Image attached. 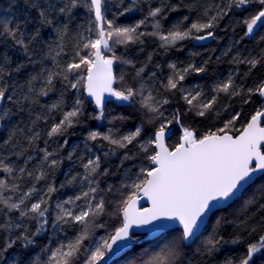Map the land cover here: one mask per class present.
Returning a JSON list of instances; mask_svg holds the SVG:
<instances>
[{
  "label": "snow or ice",
  "instance_id": "6c2138e0",
  "mask_svg": "<svg viewBox=\"0 0 264 264\" xmlns=\"http://www.w3.org/2000/svg\"><path fill=\"white\" fill-rule=\"evenodd\" d=\"M18 2L19 0H11L8 11H11ZM138 2L139 0H137ZM105 3L106 0H23L25 7L39 11L41 26L58 24L56 32L61 42L69 32L76 9L85 8L94 16V20L83 31H77L78 41L74 47V55L69 61L61 64L57 59L63 51V43L58 45L59 51L49 46L45 58H50L54 62L53 67L50 69L42 67L40 72L30 75L23 84H9L7 78L13 72L19 73L24 64H17L9 71L10 58L6 54L0 55V127H3L4 123L15 114L9 104L15 107L16 112L27 110L31 114L32 109L30 107L26 109L24 102L27 101L30 105H35L39 97L47 96L51 90H54V81L57 79L63 81L70 89L79 90L81 87L86 89L88 96L94 99V103L99 109V114L92 117L98 120L104 118L105 94L120 101L135 102L139 98L141 107L147 113L155 114L157 118L167 121V123H161L153 138L141 143L138 138L141 136L142 128L137 127L135 131L119 137L111 129L106 133L93 130L89 132L87 139L91 141L103 140L109 145L115 146L109 152L104 153L105 157L114 154L115 148L127 149L134 142L139 144L144 153H148L149 148L155 145V150L146 156L152 166L140 168L131 184L123 183L117 189L122 195L124 189L132 190V195H127L116 204L113 214L121 217L120 225L89 249L84 246V241L90 238L92 229L105 227L103 223H96L98 218L106 212V201L101 195L103 190L99 189V180L95 178L101 174H107V169L103 173L100 172L101 157L93 154L87 162H83V157L79 158L84 173H76L70 178H66L65 183L60 187L79 183L82 186L81 191L73 197L56 203L57 211L51 222L49 220V207L51 206L49 201L52 194L58 189L54 183L47 181L49 174H54L63 163V159L57 158L58 151L49 152L47 147L41 149L43 155L38 164L31 169L28 168V163L34 159L31 155L27 156L24 165L19 167L5 163L4 158L0 157V169L10 175L15 172L19 173V175L13 176L12 182L0 179V213L5 217L0 221V232L5 234L3 243L0 244V264H8L5 254L17 242H20L24 249L35 246L37 237L46 231V225L59 228L61 231L66 225H77L80 230L74 238L67 242H61L55 250L50 252L46 260H41L37 255L32 258L31 264H77L82 252L84 253L82 264H100L101 261L110 264L111 257L118 256L125 249L132 248L138 243L134 228H146L149 231L157 232L171 227L170 224L165 223L169 220L177 221L182 226L183 232L179 240L164 244L157 252H145L130 261V264H183L181 244L185 241L194 242L198 239L208 214L219 206L221 201L237 197L241 188L252 182L255 173L264 172V151H262L264 123L261 119L264 118V108L257 110L240 134L235 137L228 135L224 129L220 130L224 132L222 135L208 133L197 137L194 131L185 128L182 142L169 150L163 141L165 129L171 120L165 117L164 112L161 111L168 100L158 99L153 95L151 89L145 88L142 81L136 87L113 88V84L117 80L123 81V74L119 76L114 74V63L133 64L131 60L117 56L114 46L139 41L145 33L138 30L146 24L149 18H152L155 29L150 35H158L163 42V47L175 45L178 41L188 38L205 40L208 37H213L214 32L212 31H207L206 35H196L195 33L214 28L216 22L231 12L234 7L247 11L249 5L258 4L260 7L255 13L243 20L246 27L245 36H252L257 28H264V0H227V3L222 7L216 5L215 14L211 16L208 14L213 9L209 6L204 11V16L208 17L206 21H196L184 28L179 24L173 25L166 34L161 31L160 22L156 19L162 16L165 10L164 4L155 8L149 5L148 14L144 19L134 25L120 26L115 25L113 20L106 19L103 14ZM137 3L123 7L120 15L133 11ZM60 17L64 19L60 20ZM187 19L188 17H184L185 21ZM26 27L27 20L14 22L5 17L0 21V35L11 38L16 46L22 47L25 54L31 56L29 44L39 36V29L28 36L26 42L25 32L22 31V28ZM93 32L95 33L94 39L91 35H85V33ZM261 39L264 40V37ZM106 53H111V55ZM262 61H264V55L259 58L234 57V62L247 64L249 72ZM169 67L173 69V73L168 77L164 88L168 91H181L182 99L191 106L188 110L194 109L198 116H205L209 111L214 110L219 93L228 96H242L244 103L251 102L253 95L264 97V80L254 87L244 89L235 83L232 75H229L227 80L218 83L214 88L215 94L208 97L198 88L187 90L181 85L189 73H203L206 70L205 67H197L195 64H189L182 69H177L175 64H170ZM142 72L143 68L137 69L136 76L139 77ZM153 75L155 74L153 73ZM38 81L39 86H37ZM52 109L60 110L62 118L58 122H54L44 132V135L49 139L64 136L69 128L82 123L84 100L77 97L71 107L65 111L62 92L61 99L51 105L49 112ZM238 117L239 114L234 115L225 127L233 125ZM47 118V116L37 115L35 119L30 120V126L15 125L8 138L4 140V146L14 149L12 152L14 155H24L28 149L21 141H27L28 148L36 145V142L41 139V132L34 130L35 126L39 120H47ZM172 119L179 123L180 114L173 113ZM47 143L48 141L45 140L46 145ZM67 144L68 141L65 139L63 145L58 147L62 149ZM2 151L3 149H0V152ZM132 158L134 157L125 153L124 159ZM67 159L72 160L73 154L70 153ZM254 160L256 164L252 166ZM25 177L31 178L33 183L27 189H22L18 181L22 182ZM41 180L47 183L45 187L37 188L36 185ZM107 191L112 192V187L109 186ZM139 191H142L143 195L151 200V208H136L135 194ZM6 193L10 194L6 195ZM78 201H82V203H77ZM260 207L264 208V205ZM13 212L19 213L16 220L35 221L37 225L35 229H31L26 223L10 219L9 216ZM251 231H255V229ZM228 242L214 232L204 241L202 254L209 255ZM239 242V237L231 240L233 244ZM197 252H201V249H197ZM257 253L264 255V235L248 245L247 253L240 259L239 264H254V256ZM106 257H108L107 260H105ZM15 264H19V262H15ZM226 264H234V262L229 259Z\"/></svg>",
  "mask_w": 264,
  "mask_h": 264
},
{
  "label": "trees",
  "instance_id": "16d2710c",
  "mask_svg": "<svg viewBox=\"0 0 264 264\" xmlns=\"http://www.w3.org/2000/svg\"><path fill=\"white\" fill-rule=\"evenodd\" d=\"M133 3H137V0H106L103 14L106 19L113 20L115 25L130 26L147 16L149 5L155 8L164 4L165 10L162 16L156 19L160 22L161 31L166 34L167 31L172 29L173 25L179 24L184 28L196 21H206L208 17L204 16L205 8L211 6L213 10L208 15H214L215 6L220 5L222 7L227 3V0H147V2L139 0L133 11L120 15L123 7ZM10 4L11 0H0V10L2 11L0 21L5 17L12 19L14 22L27 20V27L22 28V31L25 32L26 42L27 37L31 36L37 29H39V36L29 44L31 56H28L22 47L14 44L11 38L0 35V55L6 54L11 60L8 70L11 71L17 64H24L19 73L13 72L7 78L9 84H23L30 75L40 72L42 67L52 68L54 62L50 58H45L49 46L59 51L58 45L63 43V51L57 59L61 64L69 61L74 55V47L78 41L77 31H83L94 20V16L85 8L76 9L69 32L61 42L56 32L57 23L41 26L37 9L27 8L24 6L23 0H19L17 5L12 7L11 11H8ZM259 7L258 4H252L248 6L247 11L234 7L231 12L216 22L214 28L195 33L196 35H206L207 31L214 32V36L208 44H195V39L188 38L178 41L175 45L162 47L163 42L159 39V36L150 35L155 29L152 18H149L146 24L138 30L145 33L139 41L114 46L117 56L133 62V64L116 62L114 74L117 76L123 74V81L117 80L114 88L136 87L142 81L145 88L151 89L153 95L157 96L158 99L168 100L161 111L164 112L165 117L171 120V123H168L165 129L167 132L171 129L168 139L169 148L172 149L173 146L180 143L185 128L194 131L197 137H202L208 133L223 134L224 132L236 136L243 130L252 115L257 110L264 108V101L259 95H253L251 102L244 103L242 96H228L219 93L214 110L209 111L205 116H198L194 109L192 111L188 110L191 106L187 105L185 100L182 99L183 93L181 91H168L164 88L168 77L173 73V69L169 67L170 64H175L177 69H182L189 64L205 67L206 70L203 73H189L185 80L181 82V85L187 90L198 88L208 97L215 94V86L227 80L229 75H232L235 83L241 85L244 89L254 87L264 80V61L252 69L251 72H249L247 64L234 62V57L259 58L264 55V52H262L264 50V40L261 39V37H264V28H257L252 36H245L246 27L243 24V20L255 13ZM184 17H188V19L185 21ZM63 19V17H60V20ZM85 35H91L93 39L95 38L94 32L91 34L85 33ZM140 68H143V72L137 77L136 70ZM54 85V90H51L47 96L39 97L35 105H30L27 101L24 102L26 109L29 107L32 109L31 114L27 110L16 112L15 107L9 104L15 114L3 125L0 134V149H3V151L0 152V157L4 158L5 163L19 167L23 166L26 157L31 155L34 157L28 163V168L31 169L40 161L43 155L41 149L47 147L49 152L58 151L57 158L63 159V163L54 174H49V180L47 181L54 183L58 189L52 194L49 201L51 205L49 207L50 222L57 211L55 208L56 203L73 197L81 191L82 186L79 183L60 187L61 184L65 183L66 178H70L76 173H84L79 158L83 157V162H87L93 154L101 157L100 172L103 173L107 169V174H101L95 178L99 180V189L103 190L101 195L106 201V212L98 218L96 223H103L105 227H94L90 238L84 241V246L91 249L120 225L121 217L113 214L116 204L127 195H132V190L124 189L122 195L117 189L123 183L131 184L140 168L152 166L146 156L155 150V145L149 148L148 153H144L141 151L139 144L134 142L127 149L115 148L114 154L105 157L104 153L109 152L115 146L109 145L108 142L103 140H88L89 132L98 130L106 133L111 129L119 137L135 131L137 127H141L142 133L138 140L143 143L153 138L161 123H167V121L157 118L155 114L147 113L141 107L139 98L135 102L123 103L110 100L104 107V118L94 119L92 117L99 114V109L87 98L86 89L83 87L79 90L70 89L59 79L54 81ZM37 86H39V81ZM62 92L65 111L71 107L77 97L84 100L82 123L69 128L64 136L49 139L44 135V132L54 122H58L62 118L60 110L52 109L49 112V108L61 99ZM177 112L180 114L179 123L172 119V114ZM236 114H239L238 119L233 125L226 128L225 125ZM37 115L48 117L47 120H39L34 129L41 132V139L31 148H28L27 141H21L28 150L22 156L12 154L14 149L10 146H4V140L8 138L15 125L18 124L20 127L30 126V120L35 119ZM221 129H224V132H221ZM65 139L68 141L67 146L62 149L59 148L58 146L63 145ZM45 140L48 141L47 145ZM126 152L134 158L124 159ZM70 153L73 154L72 160L67 159ZM16 175H19V173L15 172L10 175L0 169V179L12 182L13 176ZM18 182L21 184L22 189H27L33 183L31 178L28 177H25L22 182ZM47 182L41 180L36 187L43 188ZM109 186L112 187V192L107 191ZM9 194L6 193V195ZM77 203H82V201ZM261 205H264V175L228 208L216 212L211 217L204 232L192 245L185 246L184 242L181 244L183 264H226L229 259L233 260L234 264H239L240 259L247 253L248 245L256 242L261 235H264V208L260 207ZM18 216V212H13L9 218L16 222L28 224L33 230L37 226L35 221L16 220ZM4 218L3 214L0 213V221ZM252 229H255V231H251ZM79 230L77 225H66L62 231L59 228L46 225V231L37 237L35 246L24 249L21 247L20 242H17L12 249L8 250L5 258L8 264H15V262L31 264L32 258L37 255L40 256L41 260H46L52 250H55L61 242H67L74 238ZM214 232L229 242L220 246L219 250L209 255H203L204 241ZM4 235L3 232H0V244L3 243ZM181 235L182 231L175 229L152 241H146L144 236H137L138 243L123 258L112 264H130V261L145 252L154 253L159 251L164 244L173 240L178 241ZM237 237H239L240 242L237 244L231 243V240ZM197 249H201V252H197ZM83 258L84 253L82 252L77 264H82ZM254 264H264V255L255 254Z\"/></svg>",
  "mask_w": 264,
  "mask_h": 264
},
{
  "label": "water",
  "instance_id": "95a60500",
  "mask_svg": "<svg viewBox=\"0 0 264 264\" xmlns=\"http://www.w3.org/2000/svg\"><path fill=\"white\" fill-rule=\"evenodd\" d=\"M213 37H208L207 39L205 40H195L194 43L195 44H208L211 40H212ZM114 85L115 83L113 84V88H114ZM86 96L87 98L89 99V101L96 107L95 103H94V99L92 97H89L88 94H87V91H86ZM260 97V96H259ZM114 97H111V96H108L107 94H105V106L107 105V103L112 100ZM263 101H264V97H260ZM104 106V107H105ZM97 108V107H96ZM98 109V108H97ZM262 119V123H264V118H261ZM250 121V120H249ZM2 130H3V127H0V134L2 133ZM224 134V133H223ZM228 135H231L233 136L232 134L230 133H227ZM240 134V133H239ZM238 134V135H239ZM222 135V134H220ZM169 136L170 134L168 132L165 131V136H164V144L166 147L169 148L168 146V139H169ZM237 136V135H236ZM235 137V136H234ZM182 142V139L180 141V143ZM169 150H171V148H169ZM262 151H264V145H262ZM256 164V161L254 160L253 161V164L252 166H255ZM264 175V172H257L253 175V180L252 182H250L249 184L245 185L243 188H241L240 190V193L238 194L237 197H234L228 201H221L219 206H217L216 208H214L212 210L211 213L208 214V216L205 218V222L204 224L202 225L201 227V231L199 233V237L201 236V234L204 232V230L206 229V227L208 226L209 222H210V219L211 217L216 213V212H219L221 210H224L226 208H228L231 204H233L237 199H239L241 197V195L251 186L253 185L260 177H262ZM135 199H136V208L137 209H143V208H151L152 207V202L151 200L147 197V196H144L143 195V192L142 191H139L138 195L135 196ZM165 223L167 224H170L171 227L169 228H165L161 231H157V232H152V231H149L148 229L146 228H134L133 231L134 233L136 234V236H144V239L146 241H152V240H156L158 239L159 237H161L162 235L172 231V230H175V229H179L183 232V228L182 226L179 224V222L177 221H165ZM197 240V239H196ZM195 240V241H196ZM194 241V242H195ZM194 242H188V241H185L184 244L185 246H190L192 245ZM131 248L129 249H125L123 252H121L118 256H113L111 257V260H110V264L120 260L121 258H123L126 253L130 250ZM108 257L105 258V260H107ZM100 264H105V261H101Z\"/></svg>",
  "mask_w": 264,
  "mask_h": 264
},
{
  "label": "rangeland",
  "instance_id": "374dc122",
  "mask_svg": "<svg viewBox=\"0 0 264 264\" xmlns=\"http://www.w3.org/2000/svg\"><path fill=\"white\" fill-rule=\"evenodd\" d=\"M2 19V11L0 10V20ZM111 43V42H110ZM107 55H111V53H106ZM116 54V53H115ZM116 63H114L113 65V70H114V67H115ZM114 101H116L117 103H123V102H128V101H120V100H117L115 97L112 99ZM171 130V129H170ZM170 130H168V133H171Z\"/></svg>",
  "mask_w": 264,
  "mask_h": 264
},
{
  "label": "bare ground",
  "instance_id": "6f19581e",
  "mask_svg": "<svg viewBox=\"0 0 264 264\" xmlns=\"http://www.w3.org/2000/svg\"><path fill=\"white\" fill-rule=\"evenodd\" d=\"M167 132V131H166ZM220 135V134H219Z\"/></svg>",
  "mask_w": 264,
  "mask_h": 264
}]
</instances>
